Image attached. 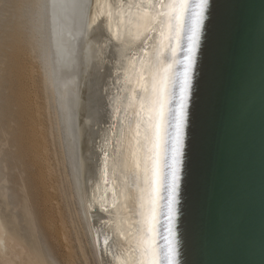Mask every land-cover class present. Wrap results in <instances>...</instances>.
<instances>
[{
    "label": "bare ground",
    "instance_id": "6f19581e",
    "mask_svg": "<svg viewBox=\"0 0 264 264\" xmlns=\"http://www.w3.org/2000/svg\"><path fill=\"white\" fill-rule=\"evenodd\" d=\"M29 2L31 3V0ZM40 2L42 5L40 4L41 9L38 8L40 10H38L39 18L33 19V23L35 20L37 23H35L36 30L33 29V32H37L41 38V52L39 50L40 54H37L41 60L46 62L44 65H47L49 70L50 82H48L51 86L48 85V87L52 88V92L51 90L50 92L53 93L52 102H55L53 107L56 109L55 115L58 119L56 129L61 145L58 143L62 146V159L59 157L61 160L58 164L60 171L52 167L48 155H45L46 160L45 157L43 158L47 164L45 168L47 173L44 175L45 177L41 175L42 179L40 180L42 183L45 181L44 179L49 180L50 185L45 183L51 190L48 195L42 194L47 196L46 199L43 197L44 204L48 206V203L51 202L52 205V202H55L56 206L53 205L58 211V219L62 226L60 231H62L64 239L68 241L64 246L65 249L67 246L69 249L68 264H134L139 259L138 253L120 255L118 259L112 255L118 243L114 233L118 228L119 231L127 233L131 221L139 219V216L135 214L137 205L128 198L129 193L125 184L127 169L123 162V156L126 152L127 133L124 131L122 119L115 118L114 109L118 106L121 109L120 116L123 118L124 111L133 97V91L136 90L139 93L141 85H150L151 74L156 69L158 58L171 61L170 51L164 50L163 45L166 44V39L162 36V32H167L166 16L163 13L168 9L161 5H167L172 0H42ZM38 3L36 2L37 5ZM29 4L28 2L26 4V7L27 5L30 7L28 10L36 5L33 2L32 6ZM27 12L29 13V11ZM27 12L25 14H28ZM30 23L32 24V22ZM25 43L27 44V42ZM32 47L34 48L33 44ZM19 54L21 53L19 52ZM149 68L151 72L148 71ZM137 99H139V95H137ZM144 107L143 115L146 118L149 108L147 101H145ZM4 109L6 108L4 107ZM20 112L22 111L20 110ZM25 139L23 140L25 141ZM24 141L22 142L24 143ZM22 142L20 141V143ZM105 152L108 153L106 171ZM145 154L146 147L138 153L140 157ZM19 158L16 162L22 163ZM22 164L19 168L17 167L19 164L16 165L17 168L14 167V169L16 171L24 169L21 167L25 164ZM29 164H26L25 168ZM21 172L22 170L19 172L20 175ZM24 175L23 177H25ZM16 176L12 175L14 180ZM37 178L33 179L37 180ZM22 179L25 193H27L24 195L22 204L20 203L21 199L18 200L20 197L16 196L18 201L14 197L17 201L14 209L19 208L18 212H21V206L23 213L14 214L13 212L11 221L4 217L0 218V257H7V264H15L16 261L25 264L24 256H27L30 264H46L41 255H36L37 257L33 258L32 255L36 253L35 248H29L25 244L24 235H21V231L24 230L21 221L29 223L33 230H41L36 207L32 203L33 194L27 190L28 186H31V182L26 178ZM13 191V194L18 193L16 190ZM35 192L34 196L39 198L41 193L37 186ZM1 194L3 196L4 193ZM18 202L21 205H18ZM55 210L53 209L56 217ZM59 222L58 224H60ZM52 228L54 230V227ZM105 235L111 238L108 252L103 251ZM43 239H45V235ZM57 239L59 238L57 237ZM46 249L44 250L46 251ZM50 258L53 259L52 256ZM54 259L56 260V258Z\"/></svg>",
    "mask_w": 264,
    "mask_h": 264
},
{
    "label": "water",
    "instance_id": "95a60500",
    "mask_svg": "<svg viewBox=\"0 0 264 264\" xmlns=\"http://www.w3.org/2000/svg\"><path fill=\"white\" fill-rule=\"evenodd\" d=\"M206 16L188 109L178 258L264 264V0H210Z\"/></svg>",
    "mask_w": 264,
    "mask_h": 264
},
{
    "label": "snow or ice",
    "instance_id": "6c2138e0",
    "mask_svg": "<svg viewBox=\"0 0 264 264\" xmlns=\"http://www.w3.org/2000/svg\"><path fill=\"white\" fill-rule=\"evenodd\" d=\"M209 3L210 0H172L161 5L168 9L163 13L167 28L166 33L162 32L166 39L163 47L170 51L172 59L158 58L150 85H141L139 93L133 91L123 118L121 109L118 106L114 109L115 118L122 119L127 133L123 156L127 169L125 184L128 198L137 205L135 214L139 216L131 221L127 233L119 228L114 233L118 243L112 255L117 259L120 255L138 253L139 259L134 264H181L175 231L177 206L193 75ZM145 101L149 105L146 118ZM145 147L146 154L140 157L138 153ZM104 160L106 171L107 152ZM161 217L167 226L162 247L159 244ZM110 239L104 236V252L109 250Z\"/></svg>",
    "mask_w": 264,
    "mask_h": 264
},
{
    "label": "rangeland",
    "instance_id": "374dc122",
    "mask_svg": "<svg viewBox=\"0 0 264 264\" xmlns=\"http://www.w3.org/2000/svg\"><path fill=\"white\" fill-rule=\"evenodd\" d=\"M40 1H42V0H40ZM40 1L39 0L38 1L37 0H34V1L31 0V3L33 2L34 5L36 4V2L37 3L39 2V3H38V5L36 4L35 7H31L32 10L31 9L28 10L30 7L28 5L26 7V4H27V2H28V4L30 3L29 0L28 1H25V0H0V130L2 129L0 132V218L4 217L8 221H11L13 212H14V214L23 213L21 206H20L21 212H18V211H20L19 208H16V210H15L14 205L17 204L16 202L20 199H21L20 200L21 204L24 202L23 198L25 197L24 195L27 192L25 193V191H26L25 185L23 183V179L21 180V178L28 179V177L30 176L31 179L29 177L28 181L31 182V186H33V185L34 186L31 187L29 185L27 190L30 191L29 193L33 194L32 203L36 207V212H37L36 214H37V217H38V220L40 223V227H41L40 229L41 230L40 231L33 230L32 227L29 225V223L27 224L26 222L21 221V224L24 225V230L21 231V235H24L25 244L28 245L29 248H31V249L35 248L34 250H36V253L34 255H32L33 258L41 255V257L44 259L46 264H63V263L68 264L67 262L69 259V249H68V246L66 247L68 250L65 249V247H64L67 245V244L65 245V242L67 243L68 241H66L64 239V235L62 234V231H60L62 229V226H61L60 219H58L59 218V216L57 215L58 211H56L57 209H56V207H54L55 202L54 201L52 202L54 205L53 204L51 205V202L48 203V206L46 204H44L47 196H43V195H48V192L51 193L49 186H47V185H50L48 182L49 180L47 181V179H44L45 180V181H43L44 184L40 180V179H42L41 175H43V177H45L44 175L47 173V169H45L47 167L46 166L47 164L45 162L47 157L50 159L52 167L56 168L55 170H59V171H60V169H59L60 166H58V164H60V160L62 159V151H61L62 146H60L61 145V142L59 139L60 136H59V133L56 129L57 124H58V121H57L58 119L55 115L56 109H55V107H53V105H55V102L53 101L54 104L52 102V100H53V93H51L52 88L48 87V85L51 86V84L49 83L50 82L49 78H48V76H50V74L48 72L49 70L47 68V65H44V64H46V62H44L43 59L41 60V58L39 57V54L41 52L40 35L37 32L36 33L33 32L34 30H36L35 29V25L37 24L36 20L39 18V15H38L39 11H40L39 9H41V5H42L41 4L42 2H40ZM31 3L29 5L32 6ZM33 9H35V10H33ZM26 10L29 11V13L31 15L33 14L34 17H33V15L29 16L30 14ZM18 11H19V13H18ZM25 11L28 14H25L26 13ZM23 12H24V15H23ZM27 15L29 16V18ZM31 17H32V19H31ZM26 18H28L30 20L28 21V19H26ZM33 19H36L34 23H33ZM30 22H32V24ZM14 27L17 29H15ZM31 27H33V28L30 29ZM30 41H31V43H30ZM25 42H27V44ZM32 44L34 45V48L32 47ZM39 50H40V52H39ZM19 52L21 54H19ZM37 53H39V54H37ZM3 54H4V58H3ZM9 57H10V59H9ZM22 57H24V58H22ZM13 87H14V89H13ZM50 90H51V92H50ZM20 93H21V95H20ZM4 107L6 109H4ZM7 108H9V109H7ZM20 110L23 113L25 112L24 115L22 112H20ZM12 113L13 114L16 113V114L13 115ZM2 131H4L5 134H7V135H5L4 132L2 133ZM24 132H25V134H24ZM15 135H17L16 136L17 138L15 137ZM18 137H20V138H18ZM22 138L23 139L26 138L25 141ZM38 139H39V141H38ZM41 140H42V142H41ZM20 141L21 142L24 141V143L23 142L20 143ZM16 142H18V143L16 144ZM58 142L60 143V145ZM25 143H26V145H25ZM19 144H21V145H19ZM41 144H42V146H41ZM44 144H46L45 147H44ZM22 145L24 148H26V147H28V148H26V150H23L24 148L22 147ZM18 147H19V150H20V148H21V150H23V151L20 150L21 153L19 152ZM43 148H45V149L43 150ZM46 148H47V150H46ZM39 149H41V150L39 151ZM60 151H61V153H60ZM17 152H19V153H17ZM22 153H23V155H25L24 157H22L23 156ZM45 155L46 156L48 155V156L46 157ZM12 156L14 157V159ZM16 156H18V157H16ZM19 157H21V158H19ZM27 157H29V158H27ZM59 157L61 158L60 160H59ZM17 158L21 159V162L25 165H23L22 163H17L16 162V160H18ZM24 158H26L25 159L26 161L24 160ZM43 158L45 160H43ZM10 159L12 162L10 161ZM31 161H32V164H31ZM13 162H14V164H13ZM36 162H37V164H36ZM44 162H45V164H44ZM61 163H62V161H61ZM12 164H13V166H12ZM18 164H19V166H17L18 168L21 166L20 164L23 165L21 168L24 167V169H21L22 170V172H21L22 176L19 173L21 171L20 169L19 170L17 169V171L15 170L17 168L16 165H18ZM26 164H29V166L27 165L28 168L27 167L25 168ZM30 166H31V168H30ZM14 167H15V169H14ZM30 169H31V171H30ZM39 169H40V171L43 170L42 173L43 172L44 173L43 174L39 173L40 172ZM7 170H8V172H7ZM26 170H28V171H26ZM62 170H63V168H62ZM29 171H30L31 175L28 174ZM26 172L29 176L26 174ZM12 175L13 176L17 175L15 177V180L12 177ZM23 175L25 177H23ZM34 177H35V179L38 177L39 180H38V178H37V180H34L33 179ZM16 178H17V180H16ZM18 178H19V180H18ZM12 181L13 182L16 181V183H13ZM40 181H41V183H40ZM45 182L48 184L46 185ZM32 183H33V185H32ZM13 184H15V185H13ZM36 186H37V189L39 188L40 193H41V196L39 198L38 197L36 198V196H34V195H36V192H35ZM45 187L47 190L45 189ZM30 188H32V189H30ZM1 189H5V190L2 191ZM22 189H24V190L22 191ZM13 190L18 191V193L15 191L17 194L16 193L13 194V192H14ZM2 192L4 193L3 196H1ZM22 192H24V193H22ZM16 196L18 198L19 197L20 198L17 200ZM14 197L16 198L17 201L14 199ZM43 197L45 199H43ZM8 199H9V201H8ZM35 200H36V203H35ZM10 202H11V204H10ZM21 204H19V202H18V205H21ZM45 205H46V207H45ZM47 207H48V210H50L49 212L47 210ZM52 208L54 210L56 209L55 210L56 217H55V213H54ZM38 210H40V211H38ZM43 210H44V212H43ZM39 215H40V217H39ZM41 216H43L42 219H41ZM52 219H54V221H52ZM55 221H57V222H55ZM58 222L60 224H58ZM44 223H46V224H44ZM47 223L50 226H48ZM52 227H54V230ZM59 227H61V228H59ZM55 229H57V231L59 230L61 233L55 231ZM36 231L38 234L36 233ZM55 232H57V233H55ZM43 233L45 235V239H43L44 238ZM56 234H58L57 237L60 240L57 239ZM61 234L63 235L62 236L63 238L60 236ZM42 235H43V237H42ZM40 239H41V241H40ZM61 239H63V240H61ZM44 241H45V246H44ZM44 249H46L47 252ZM51 252H52V254H51ZM31 254H33V253H31ZM53 254L55 257L53 256ZM66 254H67V256H66ZM51 256L53 259L50 258ZM24 258H23V261L26 260V261H24L25 264H30L27 256H24ZM54 258H56V260ZM64 259H66V260H64ZM51 260H53V261H51ZM7 261H8L7 257H5V256L0 257V264H7ZM15 264H20V261H16Z\"/></svg>",
    "mask_w": 264,
    "mask_h": 264
}]
</instances>
